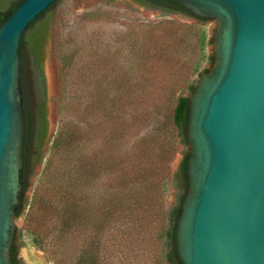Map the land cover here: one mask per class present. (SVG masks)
Returning a JSON list of instances; mask_svg holds the SVG:
<instances>
[{
    "label": "rangeland",
    "instance_id": "374dc122",
    "mask_svg": "<svg viewBox=\"0 0 264 264\" xmlns=\"http://www.w3.org/2000/svg\"><path fill=\"white\" fill-rule=\"evenodd\" d=\"M48 16L41 51L46 144L35 164L37 152L33 148L30 153L23 193L29 203L14 219L16 256L27 264L38 259L42 264H89V252L82 259L84 250L98 234V264H152L147 245L153 241L136 246V260L126 255V215L119 213L99 229H82L76 223L71 236L60 238L61 200L72 196L79 208L82 201L103 198L109 187H127L142 167L158 169V177L169 181L185 150L173 138L169 121L174 97L186 96L187 86L210 67L211 45L202 47L201 32L211 38L216 23L180 14L162 16L136 0H59ZM23 66L26 97L36 106L41 101L39 75L27 56ZM58 120L75 131L72 150L64 153L67 165L48 143ZM83 163L93 176L87 186L82 184ZM66 167L74 171L70 187L59 178ZM177 194L168 187L164 208L174 206ZM147 230L141 235L152 229ZM153 230L155 235L156 220Z\"/></svg>",
    "mask_w": 264,
    "mask_h": 264
},
{
    "label": "water",
    "instance_id": "95a60500",
    "mask_svg": "<svg viewBox=\"0 0 264 264\" xmlns=\"http://www.w3.org/2000/svg\"><path fill=\"white\" fill-rule=\"evenodd\" d=\"M58 0H24L0 24V264L23 195L25 119L18 49ZM211 19L213 62L187 104L179 264H264V0H163Z\"/></svg>",
    "mask_w": 264,
    "mask_h": 264
},
{
    "label": "trees",
    "instance_id": "16d2710c",
    "mask_svg": "<svg viewBox=\"0 0 264 264\" xmlns=\"http://www.w3.org/2000/svg\"><path fill=\"white\" fill-rule=\"evenodd\" d=\"M23 1L24 0H14V2L10 4V7L5 12H2L4 8L0 7V24ZM136 1L144 7L159 11L162 16H166L168 14H180L182 16L194 18L199 23L211 20L193 16L188 10L175 3L163 0ZM56 2L52 3L27 26L21 36L18 49L25 119V139L23 150V193H25L28 187V171L31 150L34 148L37 152V155L34 158L35 164L37 161H39V156L44 145L46 144L45 139L47 123L43 101L45 93L43 76L41 73V51L42 45L47 35V27L49 24L48 11L50 7ZM201 43L203 48L211 45V38L208 39L205 32L203 31L201 32ZM26 56L33 62L39 75L37 78V87L41 96V101L36 106H31L26 97L23 79V59ZM207 59H209L211 66L213 62L212 54L208 55ZM209 68L202 70L199 77L202 74L208 72ZM194 85L195 84H189L187 86L188 94L186 96L178 95L176 98L174 95L171 96L172 98L174 97V106L170 113L169 121L175 131L173 138L176 139L177 144L182 145L186 151L182 150L180 152L182 158L178 163L176 170L170 175L169 181L166 182L164 177H158V171L156 172L158 169L154 170V168L148 169L146 167H142L143 169L139 172V176H137L133 181H130L127 187H121L120 189L116 187H109L104 192L103 198L100 197L96 201H91L90 203L88 201H82V204H80L79 208L76 206L77 203L74 202L71 196V191H69L68 195L71 197L64 196L61 200L60 212L63 216V223L60 224V232L62 233L60 238L67 239L68 236H71L72 226L76 225V223H79L82 229H86L88 226L93 225L99 229L98 226L101 228L104 227L106 224H108L107 222H109L113 215L119 213L120 215H126L125 224L127 229L124 235V241L126 243V255L129 256L128 254L130 253L129 258L136 260V258L140 255V252H138L139 248H136V246H142L144 244L146 245L148 244L147 241L149 240L150 243L153 241V245H147L149 250L151 247V252L153 253L152 264H179L174 252L173 236L176 220L180 211V204L186 192L185 167L188 156V147L184 130L188 108L187 100L194 89ZM137 94L139 95L141 92H137ZM74 137L75 131L73 126L62 123L58 120L54 134L51 136L50 141L48 142L52 149V154H54V156L60 155V161L65 162L66 165L68 163L65 161L64 153H68L72 150ZM126 139L124 145L127 143ZM141 142L143 141L139 142L140 145ZM143 146L145 149L146 145L144 144ZM160 154H158V159H160ZM85 164L83 163L82 165L84 171L81 178L83 182L82 184L87 186L89 182L92 181L91 179L93 176L88 166ZM53 167L54 166L52 165V168ZM59 167L60 166L57 168L58 174L60 173ZM53 169L55 170V168ZM59 178L65 179L69 187L72 186L74 180V171L72 167H66V169H64L63 175H60ZM169 186L177 190L178 194L176 195L174 206L164 208L163 194L166 193V190ZM70 189L71 188H69V190ZM28 203L29 201L25 199L24 195H22L21 202L15 217L21 213V211L25 208V205ZM154 220H156L157 224V232L155 235L154 232H152L154 231ZM144 228L146 230H152L149 232V234L141 235L142 231H146L143 230ZM97 229L95 230L98 231ZM97 235L98 234L93 235L88 247H86L84 250V256L82 257V259L84 257L86 259V255L89 252V264H98V258L96 256L97 252L99 251V240L97 239ZM16 239L17 236L15 231L12 247L10 249V256L13 264H17ZM154 241L156 242V246H154ZM36 246L41 249L39 244L36 243ZM81 262H83V260L80 261L79 264H81Z\"/></svg>",
    "mask_w": 264,
    "mask_h": 264
},
{
    "label": "flooded vegetation",
    "instance_id": "af4514ba",
    "mask_svg": "<svg viewBox=\"0 0 264 264\" xmlns=\"http://www.w3.org/2000/svg\"><path fill=\"white\" fill-rule=\"evenodd\" d=\"M14 2V0H0V7L4 8L2 12H5L8 10V8L10 7V4ZM16 262L17 264H27L24 262H21L17 256H16Z\"/></svg>",
    "mask_w": 264,
    "mask_h": 264
},
{
    "label": "bare ground",
    "instance_id": "6f19581e",
    "mask_svg": "<svg viewBox=\"0 0 264 264\" xmlns=\"http://www.w3.org/2000/svg\"><path fill=\"white\" fill-rule=\"evenodd\" d=\"M32 256H33V255H32ZM35 258H36V257H35ZM37 261H38V263H35V264H42V263L39 262V259H38Z\"/></svg>",
    "mask_w": 264,
    "mask_h": 264
}]
</instances>
